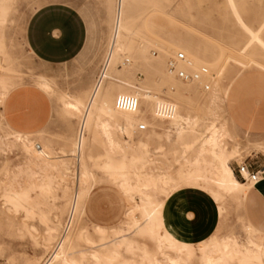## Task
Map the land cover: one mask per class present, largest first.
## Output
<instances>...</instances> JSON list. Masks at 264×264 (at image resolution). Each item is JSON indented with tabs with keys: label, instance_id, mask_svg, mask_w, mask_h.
Here are the masks:
<instances>
[{
	"label": "rangeland",
	"instance_id": "1",
	"mask_svg": "<svg viewBox=\"0 0 264 264\" xmlns=\"http://www.w3.org/2000/svg\"><path fill=\"white\" fill-rule=\"evenodd\" d=\"M50 1L56 0H0V74H3L9 83L14 84L11 92L22 86L7 101L8 118L18 129H42L39 134L15 130L7 120L5 105L0 103V120L3 121L0 126V264H40L46 254L52 252L54 241L75 193L80 162L77 147H74L75 151H72V148L81 115L68 109L65 101L77 98H82L84 103L87 101L96 79L101 74V65L115 34L112 27L113 24L116 27V0H95L97 21L84 53L68 62L41 61L27 46L25 27L31 13L38 6ZM236 3L241 16L254 29L263 24L264 0H236ZM124 14L128 25L126 41L131 49L122 55L115 49L108 71V75L111 74L114 64L115 69L122 72L131 70L132 85L124 88L122 93L136 94L139 97L138 108L146 111L154 108L156 99L166 98L177 103L175 92L181 88H189L186 94L192 99V113H206L209 107L205 99L214 90L202 92L194 83H186L169 76L165 69L167 58L176 50H184L196 62L202 63L199 61L203 59L200 50L206 49L211 54L208 59L221 60L224 67L214 88L222 98L210 106L207 115H202L200 125L208 126L214 122L219 127L230 130L233 137L227 136L225 145L229 149L237 144L241 147L240 154L230 159V165L241 182L245 180L237 174L238 162L247 161L263 167L260 164H264V151L255 150L253 143L264 142V126L246 130V125L233 122L234 115L229 104L231 92L242 77L264 73V47L255 42L250 46L248 55L241 53L251 36L239 24L237 16L228 5V0H127ZM261 36L264 39V28ZM125 57L129 59L128 62H124ZM152 64H155L156 68H153ZM207 65L218 73L216 68ZM108 75L103 83L108 80ZM42 76L49 79L53 85L51 91L46 92L38 84ZM219 81L225 85L223 92L219 89ZM119 87V84L109 87L107 95H104L109 99L115 97ZM172 87L176 91L172 90ZM149 91L158 98L146 97L145 94ZM20 109L25 111L22 115L24 124L18 122ZM251 114L254 118L264 119V104L261 100L255 98L253 103L245 108V115ZM147 116L153 123L163 119L157 115L158 118L150 114ZM139 122L144 121L137 122L132 137L125 133L119 134L117 128L113 130L116 138L126 139L130 143L151 138V151L147 154L144 149L139 150L138 154L142 159H139L138 165L140 166L143 157L152 161L160 159L156 164L163 165L164 168L155 169L154 176L158 177V185L164 184L167 188L168 196L183 188L211 196L216 203L218 220L215 229L204 237L205 240L234 233L242 244L255 253L257 248L254 243L264 242V231L254 225V230L249 231L246 224L252 217L255 220H264V209L250 211L251 218L245 211L247 194H244L248 193L253 183L247 182L239 190L228 193L214 183L210 172L209 177L200 180L193 176H180L176 171L179 163L174 162V159L175 151L180 150L182 145L177 141L176 134L150 125L147 130L140 131L137 129ZM155 130L162 136L156 135ZM15 133L21 135L17 136ZM97 138L98 140L92 142V157L87 161L92 173L90 184L93 189L90 197L88 196V207V197L84 202L81 220L88 233L95 238H98L97 225L107 228L109 232L114 231L130 216L144 223L140 209L143 203L141 195L135 193L133 200H129L117 182L112 180L110 171L103 166L111 156L118 159V151H111L103 135L99 134ZM36 142L40 143V147H36ZM126 153L131 156L135 151L129 148ZM192 154L193 151L189 149L183 155L189 158ZM186 158L182 159V162L186 161ZM168 162L174 163L172 167ZM207 168L210 170V167ZM151 171L147 166L142 169V178L145 181L150 179L148 172ZM161 173H165V176H159ZM48 184L53 187L50 191L43 189ZM5 187L19 192L28 190L34 203L33 209L29 212L24 208L16 210L6 199ZM150 190L152 192L153 189ZM153 193L159 200L168 198L166 193ZM131 202L135 205L138 203L134 211L131 210ZM41 209L47 212L50 218L51 211L60 215L59 229L52 235L47 231L49 218L41 215ZM123 227L126 229L123 232L126 236L133 237L136 234V228L127 225ZM190 244L195 261L199 262L203 253L202 241H191ZM147 246L151 254L157 253L160 257L164 255L156 243L149 242ZM98 248L83 240L78 244L77 250L90 253ZM79 252L77 256L80 255ZM125 255L142 260L144 250L139 248L133 253L125 252ZM246 263L254 264V261L249 260Z\"/></svg>",
	"mask_w": 264,
	"mask_h": 264
},
{
	"label": "bare ground",
	"instance_id": "2",
	"mask_svg": "<svg viewBox=\"0 0 264 264\" xmlns=\"http://www.w3.org/2000/svg\"><path fill=\"white\" fill-rule=\"evenodd\" d=\"M126 2L127 0H120V8L116 15L115 34L110 44V56L107 60V68L104 74L101 75L99 80L95 83L85 103H74L72 101L65 103L68 109L76 111V113L81 115L79 124L84 128L83 134L79 136L78 140L74 141L72 148V151H75L74 147L80 148L78 154L80 159L78 163L79 172L75 193L73 194V225L70 231L64 235L57 247L53 248L43 264H233L235 262L244 264L249 260H253L254 264H264V242H255L254 244L257 250L253 253L251 249L237 239L234 233L225 236H215L209 241L202 238L201 247L203 253L200 256L199 262H196L195 254L190 244L191 240L179 236L166 223L164 218L165 199L159 200L153 193H166L167 191L164 184L161 186L158 185V177L154 176L155 169L162 170L164 168L163 165L156 164V161L160 159L152 161L143 157L144 159L140 166L138 165L139 159H142L138 152L141 149H144L143 151H146L147 154L151 151L149 149L151 138L147 141L139 139L130 143L126 139H120L114 136L113 130L117 128L119 134L125 133L129 137H132V134L136 131L135 125L139 120H143L147 125L157 128L162 127L167 130V133L174 132L176 134L177 141L182 145L180 150L175 151L176 158L174 159V162L179 163L176 171L180 176H193L197 180H200L209 177L208 172H210V177L213 179L214 183L221 190L228 193L239 190L247 182L253 183L252 180L241 182L230 165V159L234 156H238L241 152L239 144L231 149L226 147L225 139L227 136L233 137L230 130L228 128L219 127L214 122L208 126L200 125V121L203 117L202 115H207L210 112V106L214 105L222 98L218 90L214 89L209 97L205 99L209 107L207 112L202 115H194L191 111L192 99L190 95L186 94L189 88H181L176 91V89L172 87L171 89L176 91L175 100H177V103L174 102L176 106L174 114L168 117L157 115L152 107L146 111H142L138 107L133 111L118 108L115 105V97L109 99L106 96L107 89L113 87L115 84L121 85L117 91L118 93H122L124 88L132 85V78L130 76L131 70L129 69L122 72L115 69V60L113 63L114 68H112L111 74L108 75L114 50L116 49L117 52L122 55L125 51L131 49L129 43L126 41V30L128 26L125 20L126 18L124 17ZM228 5L237 16L239 24L251 36L250 41L241 49V53L248 55L250 46L255 42L260 43L264 47V39L261 36L264 22L259 28L254 29L241 16L236 0H228ZM185 49L190 53L188 48L185 47ZM200 53L203 59L199 61L216 68L218 75L221 76L224 70L221 60L208 59L211 54L206 49H201ZM225 62L226 60L224 63ZM135 65L136 63L133 64V66ZM151 66L156 68L155 64ZM107 75L108 80L103 83ZM168 75L172 76L170 74ZM220 81L219 89L223 92L225 85L220 83ZM38 84L46 92L53 89V85L46 77L42 76ZM217 84L218 81L215 85L217 86ZM13 85V83L8 82L3 74H0V103L3 105H5ZM105 93L106 95H104ZM145 95L151 99L158 98L153 95L151 91ZM147 114L155 118L161 117L163 119L153 123L148 120ZM156 115L158 117H156ZM2 124L3 121L0 120V126H2ZM147 129L148 127L145 130ZM154 132L159 137L162 136L156 130ZM15 134L17 136L21 135ZM99 134L104 136L106 144L113 153H115V151L119 153L118 159L112 158L113 156H111L109 160L103 163V166L110 171L112 180L117 182L118 186L124 191L129 200H133L135 193L141 195L143 203L140 209L142 211L144 223L130 216L129 219L122 223L123 225L119 226L114 231L109 232L107 228L97 225L98 238H95L88 233L85 226L81 223V220L85 199L93 189V186L90 184L92 173L88 167L87 161L92 157L90 154L92 142L98 140L97 136ZM129 148L135 151L134 155L129 156L126 153ZM189 149L193 151V154L191 157L186 158L183 154ZM184 158H186V161L182 162ZM168 164L172 167L174 163L168 162ZM202 164L206 165V167L204 168ZM146 166L152 171L148 172L150 179L145 181L144 178H142V169H145ZM207 167H210V170ZM144 172L146 173V171ZM165 173H161L159 176H165ZM165 182L167 181L165 180ZM52 188L51 184L43 187V189L47 191L52 190ZM154 188H156V190ZM150 189H153L152 192ZM246 194L247 192L244 195L246 196ZM5 196L7 201H9L16 210L24 208L26 212H29L33 209L34 203L28 190L19 192L5 187ZM167 197L169 196L167 195ZM130 205L132 211L136 210L138 207L132 202ZM40 213L44 218H49V223L47 225L48 233L52 235L58 231L60 225L59 213L51 211L52 218L42 209ZM124 225L136 228V234L133 237L126 236L123 233L126 231L123 227ZM246 228L249 231L254 230L251 222L246 224ZM83 240L99 248L90 253L84 251L79 252L77 247L80 241ZM149 242L156 243L159 250L164 252V255L160 257L157 253L151 254L147 246ZM139 248L144 250V257L142 260H137L135 257H128L125 255V252L133 253ZM165 249L166 251H164ZM78 252L80 254L79 256L76 255Z\"/></svg>",
	"mask_w": 264,
	"mask_h": 264
},
{
	"label": "crops",
	"instance_id": "3",
	"mask_svg": "<svg viewBox=\"0 0 264 264\" xmlns=\"http://www.w3.org/2000/svg\"><path fill=\"white\" fill-rule=\"evenodd\" d=\"M96 21L97 4L95 0L50 1L38 6L29 16L25 27V40L31 52L41 61L68 62L84 53L93 34ZM20 87L22 86L15 88L9 97ZM9 97L6 100L4 111L10 125L22 133H41L42 129L29 131L14 126L9 120V113L6 110ZM255 98L264 104V73L242 77L231 92L229 107L234 115L233 122L246 125V130L251 127L264 126L263 118H254L252 114L245 115V108L250 106ZM68 101L84 103L82 98L70 99L65 103ZM24 113L25 111L22 109L18 111L20 124H24L22 120ZM253 147L255 150L264 151V142L256 141L253 143ZM260 165L263 167L254 165V168L264 169V164ZM88 196L90 197V194ZM215 204L209 194L205 195L185 188L179 189L177 193H173L165 200L164 218L179 236L191 241H198L215 229L218 220ZM244 204L245 211L250 218L252 217L250 211L264 209V176L253 183ZM251 219L256 223L264 224V220H255L253 217ZM252 220L250 222L257 229L264 231V225H257Z\"/></svg>",
	"mask_w": 264,
	"mask_h": 264
},
{
	"label": "built area",
	"instance_id": "4",
	"mask_svg": "<svg viewBox=\"0 0 264 264\" xmlns=\"http://www.w3.org/2000/svg\"><path fill=\"white\" fill-rule=\"evenodd\" d=\"M120 8V0H116L115 11ZM113 31H115V25L113 24ZM112 37V31L110 35V40ZM110 51L106 52L104 57V62L101 65L99 80L101 75L104 74L107 68V60L109 59ZM128 62L129 59L125 57L124 62ZM165 69L168 74L182 80L185 82H191L198 86L202 92H209L214 90L217 81L218 73L212 70L207 64L196 62L191 56L187 55L184 50H176L172 55H170L165 63ZM115 105L118 108L125 110H135L139 106V97L134 93H118L115 96ZM176 110L175 103L170 99L160 98L154 101V112L160 116H170L174 114ZM148 125L144 122H139L137 125L138 130H145ZM84 128L79 124L76 133V140L79 136L83 134ZM36 147H40V143L36 142ZM80 148H77L79 152ZM237 174L244 180H252L253 183L264 176V169H255L252 162L242 161L238 162L236 165ZM74 198V197H73ZM71 199L66 217L62 223L58 237L54 241L53 248L57 247L59 242L62 240L64 235L70 231L73 225L74 216V199ZM52 248V249H53ZM51 251H49L44 260L49 256ZM44 260L40 264H43Z\"/></svg>",
	"mask_w": 264,
	"mask_h": 264
}]
</instances>
